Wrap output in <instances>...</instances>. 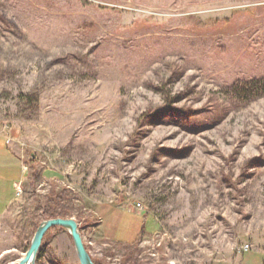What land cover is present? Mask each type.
Here are the masks:
<instances>
[{
    "label": "rangeland",
    "instance_id": "1",
    "mask_svg": "<svg viewBox=\"0 0 264 264\" xmlns=\"http://www.w3.org/2000/svg\"><path fill=\"white\" fill-rule=\"evenodd\" d=\"M254 80L264 0H0V264L52 197L96 264H264ZM36 264H80L63 227Z\"/></svg>",
    "mask_w": 264,
    "mask_h": 264
},
{
    "label": "water",
    "instance_id": "2",
    "mask_svg": "<svg viewBox=\"0 0 264 264\" xmlns=\"http://www.w3.org/2000/svg\"><path fill=\"white\" fill-rule=\"evenodd\" d=\"M52 226L63 227L71 236L80 264H96L83 239L78 221L72 216H54L43 219L36 227L29 247L17 261V264H36L43 237Z\"/></svg>",
    "mask_w": 264,
    "mask_h": 264
},
{
    "label": "crops",
    "instance_id": "3",
    "mask_svg": "<svg viewBox=\"0 0 264 264\" xmlns=\"http://www.w3.org/2000/svg\"><path fill=\"white\" fill-rule=\"evenodd\" d=\"M7 144H8V140L1 136V138H0V160H2V159L3 160H7L9 165H14V166H18L19 165L22 168V170L26 173L27 165L25 164V162H23V160L21 159V157L18 154L13 153L7 147ZM26 177L27 176L25 175V177L22 178V179L19 178L17 180L12 181L11 185H12V188H13V191H14V195H12V196L10 195L9 197L6 196L5 198H3L1 196L2 194H0V215H3L6 212V210L8 209V207L10 206V204L12 203L14 198L16 197L15 196L16 185L18 183H20V182H23Z\"/></svg>",
    "mask_w": 264,
    "mask_h": 264
},
{
    "label": "trees",
    "instance_id": "4",
    "mask_svg": "<svg viewBox=\"0 0 264 264\" xmlns=\"http://www.w3.org/2000/svg\"><path fill=\"white\" fill-rule=\"evenodd\" d=\"M252 82L253 83H256V82L257 83H261V82H264V80H258V81L257 80H254ZM262 87H263V85L256 84V86H254L252 88L253 89H260ZM59 202L60 201H58L57 198H54V197L51 198V202H50V205H49L51 207V209H49V211H48V216L49 217H54V216H67L68 215V210L62 208V206H61V204ZM54 227H58V226H52L51 228H54ZM80 229H81V227H80ZM40 250H41V248H40ZM40 250H39V254H38V257L37 258L40 257ZM97 264H99V263H97Z\"/></svg>",
    "mask_w": 264,
    "mask_h": 264
},
{
    "label": "built area",
    "instance_id": "5",
    "mask_svg": "<svg viewBox=\"0 0 264 264\" xmlns=\"http://www.w3.org/2000/svg\"><path fill=\"white\" fill-rule=\"evenodd\" d=\"M21 190H22V188H21L20 184L18 183V184L16 185V194H20V193H21ZM140 204H141L140 202H137V205H140ZM248 247H249V244H248V243H244V244H242V245L240 246V249H241V250H247Z\"/></svg>",
    "mask_w": 264,
    "mask_h": 264
}]
</instances>
